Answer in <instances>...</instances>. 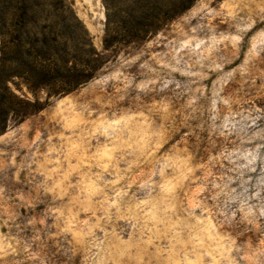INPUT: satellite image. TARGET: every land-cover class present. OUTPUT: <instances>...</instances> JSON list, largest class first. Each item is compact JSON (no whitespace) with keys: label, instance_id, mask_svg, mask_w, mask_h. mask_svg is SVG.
I'll list each match as a JSON object with an SVG mask.
<instances>
[{"label":"rangeland","instance_id":"obj_1","mask_svg":"<svg viewBox=\"0 0 264 264\" xmlns=\"http://www.w3.org/2000/svg\"><path fill=\"white\" fill-rule=\"evenodd\" d=\"M60 1L103 64L56 96L8 82L42 108L0 111V264H264V0H169L108 46L144 0ZM29 15L51 52L77 38Z\"/></svg>","mask_w":264,"mask_h":264},{"label":"trees","instance_id":"obj_2","mask_svg":"<svg viewBox=\"0 0 264 264\" xmlns=\"http://www.w3.org/2000/svg\"><path fill=\"white\" fill-rule=\"evenodd\" d=\"M173 5L169 0H144L142 7L146 8L144 19H147L143 21L144 34L137 35L130 30L121 32V29L110 31L107 26L105 46L115 38L129 41L157 31L165 19L178 12ZM45 7L65 14L59 15V19L67 31L79 30L76 39L66 36L52 52L50 39L31 36L27 28L32 8L43 10ZM68 9L60 0H0V111L5 106L7 110H15L18 119H23L42 108L38 100L21 98L9 88L8 82L14 76L22 77L30 89H46L48 94L56 96L75 90L98 72L103 60L95 54L87 34L78 20L69 15Z\"/></svg>","mask_w":264,"mask_h":264}]
</instances>
